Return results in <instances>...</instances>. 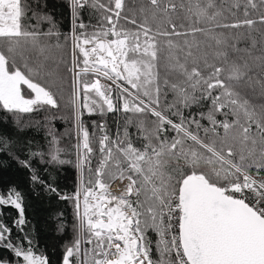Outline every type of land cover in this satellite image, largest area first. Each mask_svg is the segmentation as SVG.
Wrapping results in <instances>:
<instances>
[{
    "label": "trees",
    "instance_id": "obj_1",
    "mask_svg": "<svg viewBox=\"0 0 264 264\" xmlns=\"http://www.w3.org/2000/svg\"><path fill=\"white\" fill-rule=\"evenodd\" d=\"M18 9L0 55L53 103L19 111L0 101V263L33 252L66 264L71 252L80 264L83 245L85 264H97L106 237L81 226L77 197L99 181L130 176L138 197L142 184L179 195L190 176L228 185L227 159L264 184V0H20ZM88 37L118 40L137 68L111 100L84 70L94 67ZM148 207L138 226L151 264H173L162 206Z\"/></svg>",
    "mask_w": 264,
    "mask_h": 264
},
{
    "label": "rangeland",
    "instance_id": "obj_2",
    "mask_svg": "<svg viewBox=\"0 0 264 264\" xmlns=\"http://www.w3.org/2000/svg\"><path fill=\"white\" fill-rule=\"evenodd\" d=\"M19 1L20 0H0V34L16 33L18 31L17 24L20 12L18 9ZM88 38L93 40L102 39L95 37ZM88 38L83 40V49L89 61L93 63L94 67L92 70H84L93 71L99 76L95 78L93 85L100 88L101 93H103L100 87L101 84H97L98 81L112 82L114 84V92L119 86L125 88L121 82L127 85L130 84V80L125 76V71L127 69L131 73H135L137 68L132 63L126 64L125 53L120 42L116 39H108L115 42L117 47L118 64H120V66L115 72L103 65L95 64L96 62L92 57V50L89 49L91 41H88ZM22 82L29 85L33 91V95L28 96L24 94L21 86ZM0 101L9 109L26 111L32 109L36 103H53V97L48 91L39 85L26 80L20 72H9L6 68L4 58L0 55ZM225 160L233 166L234 169L231 173L233 176L231 181L235 180L237 175H241L242 172L251 175L247 171L234 166V164L227 159ZM237 179L238 181L240 180L239 178ZM114 182H118L120 185L127 183V195L119 194L116 190L111 191V186ZM262 185V190L264 191V184L262 183ZM227 186L228 185H225V187ZM137 197L138 188L135 180L130 176L125 179L117 176L109 184L99 181L97 185L88 188L85 192L82 191L79 193L77 198L81 226H87L92 235L106 237V245L104 246L105 255L99 259L97 264H104L107 259L117 255L113 247V244L115 243L127 250L128 254L130 252H134V250L136 252L138 251L140 258H142V256L144 257L143 262L147 261L151 264L148 251L146 250V246L144 244V238L142 237L143 233L138 226V222L140 221L141 224L147 222V210L149 209L148 204L152 205L154 208L152 209L155 212L161 205L162 233L164 238L165 230L162 199L167 196L163 195L160 189L155 188L152 184L150 186L142 184L140 187V196L138 198ZM131 237L134 239L132 242L129 241ZM71 254L72 253L70 252L67 255L66 264H74L72 258H70ZM22 256L25 259L23 264H45V259L33 252H26L22 254ZM127 257L128 256H126V258ZM80 260V264H85V251L83 245H81L80 249ZM127 263H131V261L126 260V264Z\"/></svg>",
    "mask_w": 264,
    "mask_h": 264
},
{
    "label": "water",
    "instance_id": "obj_3",
    "mask_svg": "<svg viewBox=\"0 0 264 264\" xmlns=\"http://www.w3.org/2000/svg\"><path fill=\"white\" fill-rule=\"evenodd\" d=\"M100 87L106 99L113 97L112 82ZM179 197L180 238L190 264H264V215L257 209L200 176L186 178Z\"/></svg>",
    "mask_w": 264,
    "mask_h": 264
},
{
    "label": "built area",
    "instance_id": "obj_4",
    "mask_svg": "<svg viewBox=\"0 0 264 264\" xmlns=\"http://www.w3.org/2000/svg\"><path fill=\"white\" fill-rule=\"evenodd\" d=\"M237 178L240 180L238 181ZM262 187L263 185L260 183V181L251 175L242 172L241 175H237L235 180L229 182L226 188L223 187V190L229 196L251 202L252 206L261 213ZM162 204L165 244L170 250L175 264H190L182 247L180 238V225L182 218L180 197L178 194L169 195L162 199ZM133 240V237L129 239L131 242ZM118 246L119 245L117 243L113 244L117 255L107 259L104 264H126V260L131 261V263L127 264H149L147 261L143 262L144 257L141 255L142 258H140L138 251L136 252L134 250V252H130L128 254V251L125 249L119 251L117 249ZM126 256L128 257L126 258Z\"/></svg>",
    "mask_w": 264,
    "mask_h": 264
},
{
    "label": "bare ground",
    "instance_id": "obj_5",
    "mask_svg": "<svg viewBox=\"0 0 264 264\" xmlns=\"http://www.w3.org/2000/svg\"><path fill=\"white\" fill-rule=\"evenodd\" d=\"M87 40L91 41L90 42L91 44L89 45V49L92 50L93 60L97 64L103 65V66L111 69L112 71L116 72L120 66V64H118V54H117L116 43L112 42L106 38H102L99 40H93V39L88 38ZM102 83L103 82H100V81L97 82V84H102ZM224 188H226V187H224ZM112 190L113 191L116 190L119 194L127 195V193H128L127 183H125L124 185H120L118 182H114L111 186V191ZM248 203L252 206L251 202H248ZM117 249L119 251L123 250V248L119 247V246L117 247ZM168 251H169L170 256H171V252L169 249H168ZM171 259H172V256H171ZM173 264H175L174 260H173Z\"/></svg>",
    "mask_w": 264,
    "mask_h": 264
}]
</instances>
